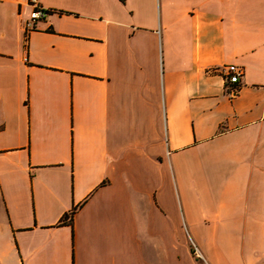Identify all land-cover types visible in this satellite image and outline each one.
<instances>
[{"label": "crops", "instance_id": "0c3cea01", "mask_svg": "<svg viewBox=\"0 0 264 264\" xmlns=\"http://www.w3.org/2000/svg\"><path fill=\"white\" fill-rule=\"evenodd\" d=\"M38 1L0 0V264H264V0Z\"/></svg>", "mask_w": 264, "mask_h": 264}, {"label": "built area", "instance_id": "2783aa9c", "mask_svg": "<svg viewBox=\"0 0 264 264\" xmlns=\"http://www.w3.org/2000/svg\"><path fill=\"white\" fill-rule=\"evenodd\" d=\"M19 2L28 3L33 7L31 12V17L27 21V28H33L35 22L39 19L46 18L49 14V11L40 5L38 0H17ZM224 78L227 84L236 85L239 84L245 74V69L238 64H229L224 67ZM194 252L197 257L204 259L200 249L195 243H192Z\"/></svg>", "mask_w": 264, "mask_h": 264}, {"label": "trees", "instance_id": "16d2710c", "mask_svg": "<svg viewBox=\"0 0 264 264\" xmlns=\"http://www.w3.org/2000/svg\"><path fill=\"white\" fill-rule=\"evenodd\" d=\"M76 211L77 207L73 208L69 213H66L61 222H68L70 224H73V218Z\"/></svg>", "mask_w": 264, "mask_h": 264}]
</instances>
